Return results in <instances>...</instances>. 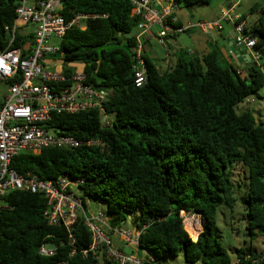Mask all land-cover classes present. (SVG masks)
<instances>
[{"label":"trees","instance_id":"16d2710c","mask_svg":"<svg viewBox=\"0 0 264 264\" xmlns=\"http://www.w3.org/2000/svg\"><path fill=\"white\" fill-rule=\"evenodd\" d=\"M60 1L67 20L75 13L89 17L83 20L84 28L68 29L59 40V51L46 60L78 63V68L61 69L66 76L83 70L86 82L104 89L107 96L102 111L56 113L45 127L95 142L20 153L11 167L41 179L83 178L84 207L88 197L101 199L111 226L133 212L134 228L144 226L136 250L161 258L181 254L184 264H235L214 235V226L217 206L232 207L235 191L243 186L239 200L244 229L252 239L261 237L263 249L239 247L235 258L237 264H264V124L257 123L249 109L237 111L238 104L264 87V69L252 65L242 75L217 48L200 57L179 50L174 65L164 69L146 60V82L137 86L131 34L139 19L131 14V0ZM175 1L189 8L211 0ZM17 3L0 0V50L7 45L5 26L13 24ZM250 12L258 15L252 25L246 23L245 33L256 38L254 49L264 59V0ZM237 167L241 170L235 172ZM240 174L243 181H234ZM4 202L10 208L0 212V264L95 262L88 250L91 233L81 218L70 243L62 227L45 220L42 194L15 190ZM181 211L200 216L202 230L195 241ZM42 244L55 245L56 252L40 255Z\"/></svg>","mask_w":264,"mask_h":264},{"label":"built area","instance_id":"2783aa9c","mask_svg":"<svg viewBox=\"0 0 264 264\" xmlns=\"http://www.w3.org/2000/svg\"><path fill=\"white\" fill-rule=\"evenodd\" d=\"M239 1L223 8L217 19L181 24L176 15L175 0H131V14L139 19L131 34L135 84L141 86L147 79L146 43L150 38H155L158 45L166 49L170 38L181 32L198 28L208 34L222 30L223 22L233 26L234 45L244 44L252 60L264 69L262 54L254 49L256 38L245 33L246 17L240 20V14L234 12ZM28 3L29 0H18L13 24L5 26L7 45L0 50V82L7 86L0 99V212L10 208L4 202L8 192L19 190L42 194L45 197V220L50 225L62 227L70 243L74 242V225L78 218L82 219L91 233L88 250L94 256L92 264H105V260L114 264H163V258L155 257L151 251L125 252L120 246L113 245L111 233L118 235L124 244L137 246L144 226L138 230L123 229L111 226L100 210L87 213L81 199L83 178L60 175L53 180L41 179L30 172L20 174L11 167V160L20 153L38 154L44 148L71 149L95 142L77 139L59 129L45 127V124L56 113L93 108L102 111V102L107 96L104 89L86 82L83 70H72L66 76L58 67L60 62L46 60L59 51L58 43L65 32L74 26L84 28L83 20L89 15L75 13L67 20L60 12V0H31V4ZM29 25L32 28L24 31ZM185 51L194 54L191 49ZM186 215L190 214L181 211L183 224H190L195 235L190 238L195 241L201 231L200 220ZM55 252V245L42 244L38 248V253L44 256H52Z\"/></svg>","mask_w":264,"mask_h":264},{"label":"rangeland","instance_id":"374dc122","mask_svg":"<svg viewBox=\"0 0 264 264\" xmlns=\"http://www.w3.org/2000/svg\"><path fill=\"white\" fill-rule=\"evenodd\" d=\"M28 1V0H27ZM230 1H236V0H211L208 4H196L193 6H190L189 8L184 7L182 4H177V12L176 15L178 19L180 17L187 19L193 23L198 21H205V20H211V19H217L219 18L221 14V8L224 6V8H227L226 3ZM240 2V1H239ZM261 0H241L240 4L236 6L235 12L241 13L246 17L247 25L253 24L255 20L257 19V12H250L251 7L255 3H259ZM31 4V0H29V3ZM190 12H189V11ZM224 23V22H223ZM32 28L31 25L24 28V31H28ZM133 32V31H132ZM189 32H195L197 35H200V38L202 41L206 40V37L198 28L191 29L189 31L181 32L177 35H179L180 40L182 44L185 45V47L181 50L185 51L186 49H191L196 56L200 57L202 55V52L196 48L193 44L188 43L189 41ZM176 36V35H175ZM174 37V36H173ZM171 37L170 39H172ZM185 41V42H184ZM52 42L56 43V40H52ZM152 47H154L159 55L162 57L163 50L159 49L157 47V44L152 43ZM222 56H224L222 54ZM76 65L77 68L79 67L78 63H61L60 67H70ZM174 65V61L172 62V65ZM169 66V67H170ZM166 68V67H165ZM6 84L0 82V99L2 97V94L6 91ZM249 109L256 120L257 123L264 124V87L257 90L253 95L248 97L244 102L238 104L237 111L241 109ZM107 122H109V118H107ZM242 168L245 169V167L241 164H239ZM238 170H241V168L237 167ZM247 174V170H246ZM247 177V176H246ZM234 181L237 182L238 179H241L243 181V174H240L238 177H233ZM246 181V179H245ZM244 190L243 186L238 190L235 191L236 196V202L232 207H228L226 204L222 203L217 206V212H216V222L214 226V235L218 237L220 240L222 246L226 249V251L229 253V256L231 257V260L233 262L236 261L235 258V249L242 247L245 249H248L249 247L256 251H261L263 249L262 245V239L260 236H257L255 238H251L249 235V231L245 230L243 228L242 223V216H243V206L241 201L239 200L240 196L242 194L241 191ZM86 212L87 213H93L100 210L101 212H105V203L94 196L88 197L86 200ZM188 218H195L200 220V230H202V222L199 216L194 215H186ZM245 223V222H244ZM185 225V224H184ZM117 227L128 229V230H134V213L133 212H127L126 213V220L121 222L119 225H116ZM186 230L191 234L192 231L190 230L188 225H185ZM194 236V235H193ZM111 240L113 242L114 246H119L120 242L118 243L117 237H114V234H110ZM123 251L130 252L131 250L129 248H123ZM164 262L163 264H183V255L178 254L177 256H170L166 255L163 258Z\"/></svg>","mask_w":264,"mask_h":264},{"label":"crops","instance_id":"0c3cea01","mask_svg":"<svg viewBox=\"0 0 264 264\" xmlns=\"http://www.w3.org/2000/svg\"><path fill=\"white\" fill-rule=\"evenodd\" d=\"M232 1L226 3V5L230 4ZM241 2V0H240ZM239 2V4H240ZM238 4V5H239ZM237 5V6H238ZM224 8L222 6L221 10ZM177 12V8H176ZM235 12V11H234ZM236 13V12H235ZM241 15V13H238ZM179 21L181 24H186L189 22V20L184 19L182 17L179 18ZM233 31V26L229 22H224L223 23V28L220 31H212L208 34H204L206 37L205 41H202L200 38V35H197L195 32H189V41L188 43L193 44L196 48H198L202 54L208 52L212 48H217L226 58V60L230 63H234L235 65L239 66V69L241 71L242 75L246 74L247 68L249 66H252L253 60L251 59H244L241 60L240 62L235 58V56L231 52L230 44L234 45V39L233 36H231V32ZM202 33V32H201ZM185 42V41H184ZM153 44H157V47L159 49L163 50V55L162 57L159 55L157 50L152 47ZM185 47L184 44H182L179 35L174 36L172 39L168 41V48H163L158 45L157 40L155 38H150L147 43H146V59L150 63L154 64L156 67L160 69H164L165 67H168L172 65V62H176V54L179 50L183 49ZM195 55V53H194ZM255 65H258V63L255 62ZM253 65V66H255ZM114 237H117L118 243L120 242L119 246L123 248H129L131 251L130 252H139L136 250L137 246L131 245V244H124L120 237L116 234H114Z\"/></svg>","mask_w":264,"mask_h":264},{"label":"water","instance_id":"95a60500","mask_svg":"<svg viewBox=\"0 0 264 264\" xmlns=\"http://www.w3.org/2000/svg\"><path fill=\"white\" fill-rule=\"evenodd\" d=\"M189 11V10H188ZM190 12V11H189ZM231 36H234V31L231 32ZM231 52L235 56V58L240 62L241 60L244 59H251V53L250 51L244 46V44H240L238 46H235L233 44H230ZM254 62V61H253ZM255 65V62L253 63ZM243 223V228L245 227L244 225V219L242 220ZM184 264V263H183Z\"/></svg>","mask_w":264,"mask_h":264},{"label":"bare ground","instance_id":"6f19581e","mask_svg":"<svg viewBox=\"0 0 264 264\" xmlns=\"http://www.w3.org/2000/svg\"><path fill=\"white\" fill-rule=\"evenodd\" d=\"M186 225H188L189 226V228H190V230H191V227H190V224H186ZM192 231V230H191ZM192 233H194L193 231H192ZM194 234H191L190 233V236H192L193 238H195V235L193 236Z\"/></svg>","mask_w":264,"mask_h":264}]
</instances>
